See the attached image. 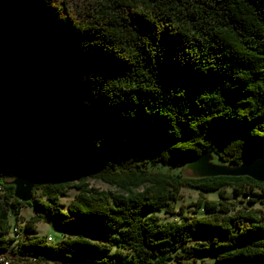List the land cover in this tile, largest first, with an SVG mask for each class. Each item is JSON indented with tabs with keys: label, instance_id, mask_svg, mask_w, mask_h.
I'll use <instances>...</instances> for the list:
<instances>
[{
	"label": "trees",
	"instance_id": "obj_1",
	"mask_svg": "<svg viewBox=\"0 0 264 264\" xmlns=\"http://www.w3.org/2000/svg\"><path fill=\"white\" fill-rule=\"evenodd\" d=\"M20 151L50 176L20 202L0 171L8 264H264V183L157 169L264 152V0H0V157Z\"/></svg>",
	"mask_w": 264,
	"mask_h": 264
},
{
	"label": "rangeland",
	"instance_id": "obj_2",
	"mask_svg": "<svg viewBox=\"0 0 264 264\" xmlns=\"http://www.w3.org/2000/svg\"><path fill=\"white\" fill-rule=\"evenodd\" d=\"M133 4L140 5L141 0H129ZM0 162L2 163V167H0V171H4L7 175H13L14 173H17V169L19 168H28L32 169L36 167L38 164L37 160L27 154L26 152L20 151L18 153H13L10 158H4L0 157ZM159 170L168 171V172H178L180 171V167L176 166H163V167H157ZM14 177H1V180L10 181ZM87 184L90 187L96 188L100 191H112L115 192L116 189L100 180L95 179H88L86 180ZM255 191V190H254ZM1 193V192H0ZM76 194L75 189L68 190L63 197L60 198V202L64 205H66L69 201H71ZM227 194H230V191H227ZM180 199L176 203V207L178 210H182L186 215H191V212L194 210V204L196 203L197 199L199 198L198 192L190 187H184L180 191ZM202 197L206 200H217L218 196L216 192H209V193H203ZM251 198H253L251 196ZM247 196H242L239 198V200L246 201ZM261 199H264L262 197ZM264 205V203H263ZM31 216V211L28 208H22L21 209V217L19 225H22L26 219H28ZM163 217V215H161ZM167 219H171V216H165ZM35 228L37 230L38 236H45L51 238L52 242H57L58 240L64 238V237H74L77 236V234L72 232H67L65 229L59 227L55 221L54 218L46 217L43 221L38 222L35 225ZM12 235L11 233L9 234ZM50 241V240H48ZM31 264H34L33 262H30ZM199 264H216L213 255L210 254H203L199 259ZM46 264H56L51 261L47 262ZM253 264H259L258 262H254Z\"/></svg>",
	"mask_w": 264,
	"mask_h": 264
},
{
	"label": "water",
	"instance_id": "obj_3",
	"mask_svg": "<svg viewBox=\"0 0 264 264\" xmlns=\"http://www.w3.org/2000/svg\"><path fill=\"white\" fill-rule=\"evenodd\" d=\"M183 176L196 178L205 177H242L246 176L254 181L264 183V152L255 159L231 166L217 164L209 153L185 161L180 166ZM50 176L48 168L41 167L35 170L21 171L10 181L5 182L13 186V196L20 202H28L32 197L33 189Z\"/></svg>",
	"mask_w": 264,
	"mask_h": 264
},
{
	"label": "built area",
	"instance_id": "obj_4",
	"mask_svg": "<svg viewBox=\"0 0 264 264\" xmlns=\"http://www.w3.org/2000/svg\"><path fill=\"white\" fill-rule=\"evenodd\" d=\"M0 192H1V188H0ZM18 229H19L18 227H14V228H13V236H14L15 238H17ZM48 239L51 240L50 237H48ZM4 260H5V258H0V264H4Z\"/></svg>",
	"mask_w": 264,
	"mask_h": 264
},
{
	"label": "bare ground",
	"instance_id": "obj_5",
	"mask_svg": "<svg viewBox=\"0 0 264 264\" xmlns=\"http://www.w3.org/2000/svg\"><path fill=\"white\" fill-rule=\"evenodd\" d=\"M17 238H20V231L18 230ZM4 264H8V261L4 260Z\"/></svg>",
	"mask_w": 264,
	"mask_h": 264
}]
</instances>
